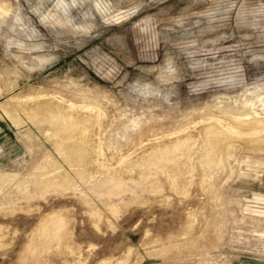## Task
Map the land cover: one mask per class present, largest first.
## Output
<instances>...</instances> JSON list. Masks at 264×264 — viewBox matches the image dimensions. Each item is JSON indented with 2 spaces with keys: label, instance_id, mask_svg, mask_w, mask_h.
<instances>
[{
  "label": "rangeland",
  "instance_id": "374dc122",
  "mask_svg": "<svg viewBox=\"0 0 264 264\" xmlns=\"http://www.w3.org/2000/svg\"><path fill=\"white\" fill-rule=\"evenodd\" d=\"M0 174V264H264V0H0Z\"/></svg>",
  "mask_w": 264,
  "mask_h": 264
},
{
  "label": "bare ground",
  "instance_id": "6f19581e",
  "mask_svg": "<svg viewBox=\"0 0 264 264\" xmlns=\"http://www.w3.org/2000/svg\"><path fill=\"white\" fill-rule=\"evenodd\" d=\"M57 98V97H56ZM59 98V97H58ZM59 101V100H58ZM52 103V102H51ZM51 105H53V104H51ZM63 107V106H62ZM65 108V107H64ZM63 108V109H64ZM54 109V108H53ZM62 109V108H61ZM60 109V110H61ZM57 110V109H56ZM58 110H59V108H58ZM57 110V111H58ZM67 110V109H66ZM70 110V109H69ZM7 111V110H6ZM31 112H32V110H30ZM29 111V112H30ZM101 111V110H100ZM99 111V112H100ZM21 112V111H20ZM30 112V113H31ZM61 112V111H60ZM63 112V111H62ZM66 112V111H65ZM98 112V113H99ZM41 113V112H40ZM48 113H49V111H48ZM54 113V112H53ZM98 113H95V114H98ZM35 113H33V115H34ZM66 114V113H65ZM101 114V113H100ZM241 114V113H240ZM239 114V116H241ZM53 115V114H52ZM51 115V116H52ZM66 115H68V112H67V114ZM99 115V114H98ZM245 115V114H244ZM249 115V114H248ZM69 116V115H68ZM254 116H255V114H254ZM253 116V117H254ZM258 116V115H257ZM56 121H59V125L58 126H61V130H63L64 131V134H66L67 135V137H65V138H71L72 137V133L74 132V131H76V130H79L78 128L79 127H77V125H75L74 123H72L71 121H73V120H71V121H69V119H68V117H66L64 114H59L58 115V113L57 114H54L53 116H52ZM69 117H71V114H70V116ZM74 116H72V118H73ZM78 117V116H77ZM81 117V116H80ZM248 117V116H247ZM251 118H252V116H250ZM51 118V117H50ZM71 118V119H72ZM255 118H256V116H255ZM46 119H48V118H46ZM80 119V118H79ZM78 119V120H79ZM239 119V118H238ZM77 120V119H76ZM82 120V119H81ZM254 119H252V121H253ZM54 121V120H53ZM97 121V120H96ZM239 121H240V119H239ZM239 121H238V123H239ZM244 121V120H243ZM248 121V120H247ZM246 121V122H247ZM258 122V117H257V119L255 120V122ZM50 122V121H49ZM79 122V124H80V121H78ZM55 123V122H54ZM261 123V122H260ZM78 124V123H77ZM246 123H242V124H240V126L241 125H245ZM250 124V123H249ZM253 124H254V122H253ZM258 124H259V122H258ZM81 125V124H80ZM82 125H84V123L82 124ZM234 125V124H233ZM251 125V124H250ZM256 125V124H255ZM260 125V124H259ZM258 125V126H259ZM55 126V125H54ZM79 126V125H78ZM209 126V125H208ZM249 126V125H248ZM257 126V125H256ZM81 127H85V125L84 126H81ZM227 127V126H226ZM236 127V126H235ZM246 127V126H245ZM251 127H253V126H251ZM86 128V127H85ZM85 128L83 129V131L85 132ZM229 128H230V126H229ZM239 128V127H238ZM244 128V127H243ZM248 128V127H247ZM232 129H234V128H232ZM244 129H246V128H244ZM81 130V129H80ZM227 130H228V127H227ZM213 131H215L214 129L212 130V128H209L208 129V132H209V135L211 134V136H212V133H213ZM226 131V130H225ZM233 131V130H232ZM236 131V130H235ZM241 131V130H240ZM249 131H250V129H249ZM255 131H259V130H255ZM62 132V131H61ZM216 132V131H215ZM227 132V131H226ZM229 132V131H228ZM230 132H231V130H230ZM251 132H254V131H251ZM58 133V132H57ZM217 133V132H216ZM236 133H239V132H236ZM236 133H235V135H236ZM243 133V132H242ZM59 134V133H58ZM61 134H63V132L61 133ZM60 134V135H61ZM63 134V135H64ZM218 134V133H217ZM220 134V133H219ZM223 134H226L225 132H223ZM59 135V136H60ZM66 135H64V136H66ZM86 135V134H85ZM209 135H207L208 137H211V136H209ZM64 136H62L63 138H64ZM82 136V135H81ZM226 136V135H225ZM61 137V136H60ZM83 137V136H82ZM85 137V136H84ZM219 136L218 135H216V138H218ZM224 137V136H223ZM60 139H62V138H60ZM77 139V138H76ZM80 139V138H79ZM223 139V138H222ZM221 139V140H222ZM64 140V139H63ZM85 140H87V139H85ZM210 140H211V138H210ZM209 140V141H210ZM61 141V140H60ZM76 141V140H75ZM84 141V140H83ZM89 141V140H88ZM208 140L206 139V142H207ZM213 141V140H212ZM216 141V140H215ZM220 141V140H219ZM66 142V141H65ZM61 143V144H59L60 146L58 147V151H60L59 153L60 154H62V156H64L63 158L65 159V162L68 164V166H67V168H65L67 171H68V173L69 172H73V169H75V168H73L74 167V165L76 164V163H74L73 161H74V159L78 156H76L75 158H73L74 157V155L72 154V150H71V147H70V144L69 143ZM71 142V141H70ZM73 142H74V140H73ZM73 142H71V144L73 143ZM176 142V141H175ZM57 143V142H56ZM78 143H79V140H78ZM84 143V142H83ZM86 143V142H85ZM88 143V142H87ZM182 143V142H181ZM218 143H221V141L220 142H218ZM218 143L217 144H211L210 146V149H208L207 151H206V153H205V156L203 155V158L205 157V159H204V163L207 165V166H218V165H220L221 164V160L223 159L222 157H220L218 154H217V145H218ZM223 143V142H222ZM74 144V143H73ZM72 144V145H73ZM79 144H81V143H79ZM78 144V145H79ZM58 145V144H57ZM75 146H78V145H76V144H74ZM88 145V144H87ZM171 145H173V144H171ZM180 145V144H179ZM81 146H83V144L81 145ZM93 146V145H92ZM110 146V145H109ZM168 146V145H167ZM174 146H178L177 144L176 145H174ZM228 146V145H227ZM57 147V146H56ZM79 147V146H78ZM166 147V146H165ZM172 147V146H171ZM221 147V146H220ZM230 147V146H229ZM73 149L75 148V147H72ZM82 148H84V147H82ZM88 148V147H87ZM92 148V147H91ZM99 148V147H98ZM168 148H170V145H169V147ZM168 148H166V149H159V150H157L156 149V151H154V154H156V152L157 151H159L160 152V154H158L157 156H158V158H157V160H158V162H165L166 161V159H168L169 157H167V155H165L164 153H170V151H169V149ZM175 148V147H174ZM227 148V147H226ZM80 149V148H79ZM78 149V150H79ZM93 149V148H92ZM176 149V148H175ZM178 149V148H177ZM219 149V148H218ZM222 149V148H221ZM230 149V148H229ZM77 150V151H78ZM101 150V149H100ZM173 150V149H172ZM169 151V152H168ZM184 151H186V150H184ZM203 151V150H202ZM76 152V151H75ZM80 152V151H79ZM85 152H86V146H85ZM89 152H90V150H89ZM100 152V151H99ZM158 152V153H159ZM174 152H175V150H174ZM222 151H220V153H221ZM81 153V152H80ZM80 153H78L80 156H82V154H80ZM103 153V152H102ZM173 153V152H172ZM171 153V154H172ZM186 153H188V152H186ZM185 152H184V154H186ZM86 154V153H85ZM89 154V153H88ZM164 154V155H163ZM170 154V155H171ZM175 155V154H174ZM220 155H222V154H220ZM176 156V155H175ZM174 156V157H175ZM49 157V156H48ZM171 157H173L172 155H171ZM170 157V158H171ZM203 158H201V159H203ZM78 159H82V158H78ZM77 159V160H78ZM175 160H176V158H174ZM50 159H48V161H49ZM52 160V159H51ZM76 160V161H77ZM47 161V160H46ZM47 161V162H48ZM56 161V160H55ZM156 161V160H155ZM154 161V162H155ZM168 161H169V159H168ZM167 161V162H168ZM170 161H172V159L170 160ZM174 161V160H173ZM172 161V162H173ZM202 161V160H201ZM52 162H53V160H52ZM51 162V163H52ZM79 162V161H78ZM77 162V163H78ZM90 162V161H89ZM166 162V163H167ZM177 162V161H176ZM175 162V164L174 165H176L177 163ZM48 163H50V162H48ZM47 163V164H48ZM84 163H85V161H84ZM87 163H88V161H87ZM150 163V162H149ZM157 163V162H156ZM160 163V164H161ZM191 163V162H190ZM203 163V162H202ZM80 164V163H79ZM78 164V165H79ZM103 164V163H102ZM153 164V163H152ZM179 164V163H178ZM223 164V163H222ZM221 164V165H222ZM50 164H48V166H49ZM61 165H62V163H61ZM77 165V166H78ZM82 165V164H81ZM205 165V166H206ZM76 166V165H75ZM80 166V165H79ZM155 167H156V165H154ZM177 166V165H176ZM190 166V165H189ZM204 166V165H203ZM204 166V167H205ZM51 167H53L52 169V171H54L57 167H58V165H57V163H55V162H53L52 163V166ZM87 167V166H86ZM157 167H158V163H157ZM160 167V166H159ZM43 168V167H42ZM63 168V167H62ZM77 168V167H76ZM79 168V167H78ZM161 168V167H160ZM166 168V167H165ZM211 168H213V167H211ZM44 169V168H43ZM46 169V168H45ZM47 169H48V167H47ZM80 169V168H79ZM83 169V168H82ZM162 169V168H161ZM189 169H190V167H189ZM188 169V170H189ZM40 170H41V168H40ZM64 170V169H63ZM75 170H77V169H75ZM46 172H47V170H45ZM51 171V170H50ZM66 171V172H67ZM79 171V170H78ZM45 172V173H46ZM49 172V171H48ZM47 172V173H48ZM57 172L58 173H56L55 175L54 174H52V176H54V177H51V178H48V177H45V175H43L42 177H41V175H39L40 177H38L37 176V178H36V176L34 177V178H36V182L37 183H40V184H48V186H49V184L51 183V187H52V183L54 182V183H58L59 185H60V183H69L70 184V178H69V175L66 173V174H61V173H59V169L57 170ZM107 172V171H106ZM110 172V171H109ZM180 172V171H179ZM178 172V173H179ZM189 172V171H188ZM35 173V172H34ZM37 173V172H36ZM79 173H81V171H79ZM84 173H86V172H83V174L82 175H84ZM108 173V172H107ZM42 174V173H41ZM70 174V173H69ZM113 174H114V172H113ZM1 175H3V174H0V176ZM34 175V174H33ZM36 175V174H35ZM109 175V174H108ZM107 175V176H108ZM110 175H111V173H110ZM177 175V174H176ZM48 176H49V174H48ZM51 176V175H50ZM78 176V175H77ZM79 176H81V175H79ZM112 176V175H111ZM180 176V175H179ZM33 177H31V178H33ZM74 177V176H73ZM114 177H116V176H114ZM34 178H33V180H34ZM81 178V177H80ZM82 178H83V176H82ZM85 179H86V177H84ZM88 178V177H87ZM175 178V177H174ZM178 178V177H177ZM79 179V178H78ZM111 179V178H110ZM31 180V179H30ZM73 180H74V178H73ZM90 180V182L92 181L91 179H89ZM105 180V179H104ZM108 181H111V180H109V179H107ZM112 180H113V178H112ZM171 181H172V179H170ZM72 181V180H71ZM82 181H84V180H82ZM114 181V180H113ZM123 181V180H122ZM23 182H25V181H23ZM74 182V181H73ZM93 182V181H92ZM117 182V181H116ZM118 182H119V179H118ZM34 182H32V184H33ZM87 183H88V181H87ZM86 183V184H87ZM97 183V182H96ZM124 183V182H123ZM122 183V184H123ZM175 183V182H174ZM40 184H38V185H40ZM72 184V183H71ZM108 184V183H107ZM110 184V183H109ZM114 184V183H113ZM112 184V185H113ZM120 184V183H119ZM121 184V185H122ZM125 184V183H124ZM17 185V184H16ZM21 185H22V183H21ZM34 185V184H33ZM32 185V186H33ZM55 185V184H54ZM103 185H104V183H103ZM103 185H102V187H103ZM106 185V184H105ZM115 185V184H114ZM113 185V186H114ZM118 185V184H117ZM18 186H20V184L18 185ZM45 186V185H44ZM64 186H65V184H64ZM116 186V185H115ZM123 186V185H122ZM125 186V185H124ZM35 187V186H34ZM38 187V186H37ZM43 187V186H42ZM56 187V186H55ZM60 187V186H59ZM66 187V186H65ZM45 188V187H44ZM106 188V187H105ZM115 188V187H114ZM113 188V189H114ZM120 188V187H119ZM161 188V187H160ZM34 189V188H33ZM40 189H42V188H40ZM53 189V188H52ZM51 189V190H52ZM55 189V188H54ZM58 189V188H57ZM91 189H93V188H91ZM109 189V188H108ZM112 189V188H111ZM110 189V190H111ZM117 189V188H116ZM36 190V189H35ZM110 190H108V192H110ZM118 190V189H117ZM14 191V190H13ZM93 191V190H92ZM101 191H104V190H101ZM101 191H100V193H101ZM106 191V190H105ZM120 191H121V189H120ZM123 192L125 191L124 190V188H123V190H122ZM108 192H107V195L106 196H110V195H108ZM119 192V191H118ZM118 192H116L117 193V195H118ZM14 193V192H13ZM42 192H40V194H41ZM114 193V192H113ZM112 193V194H113ZM115 193V194H116ZM10 194V193H9ZM12 194V193H11ZM91 194V193H90ZM101 194H103V193H101ZM100 194V195H101ZM121 195V194H120ZM119 195V196H120ZM10 196V195H9ZM9 196H8V198H9ZM13 196V195H12ZM102 196V195H101ZM104 196V195H103ZM105 196V197H106ZM254 196V195H253ZM261 195H259V194H255V198H261L260 197ZM1 197V196H0ZM3 197V196H2ZM88 197H89V195H88ZM264 197V196H263ZM13 198V197H12ZM111 198V197H110ZM2 199V198H1ZM85 199V198H84ZM89 199V198H88ZM13 200V199H12ZM91 200V199H90ZM108 200V199H107ZM256 200V199H255ZM259 200H261V199H259ZM93 201V200H92ZM109 201H111V200H109ZM5 202V201H4ZM10 202V201H9ZM107 202V201H106ZM6 204V203H5ZM90 204V203H89ZM114 205V204H113ZM94 206V205H93ZM108 206H109V204H108ZM109 207H111V205L109 206ZM116 208V210H117V207H115ZM250 209H252V208H250ZM111 210V209H110ZM255 210V209H254ZM257 210V209H256ZM93 211H94V209H93ZM96 211V210H95ZM259 211V210H258ZM261 211V210H260ZM51 213V212H50ZM54 214H50V215H48L47 217H46V219L42 222V224H41V226L40 227H38L39 228V232L36 234L37 235V237H36V235L35 234H33L34 236H31L30 237V246H28V247H30V251H29V253H31V256H32V262H31V264H39L40 262H41V256L43 255V252L44 251H46V250H48L51 246H53L54 247V244H60V241H61V239L60 238H62L61 236V234L64 232V227H63V225H64V221H62L63 219L61 218L62 216H58V215H56V213L55 212H53ZM41 218V217H40ZM44 218H45V215H44ZM43 220V219H42ZM40 224V223H39ZM66 224V223H65ZM36 230V229H35ZM63 230V231H62ZM63 242V241H62ZM32 243V244H31ZM61 246V245H60ZM27 249V248H26ZM50 250V249H49ZM44 264V263H43Z\"/></svg>",
  "mask_w": 264,
  "mask_h": 264
}]
</instances>
